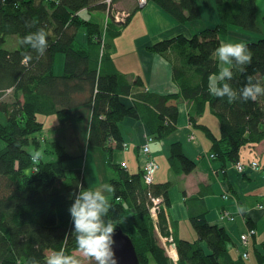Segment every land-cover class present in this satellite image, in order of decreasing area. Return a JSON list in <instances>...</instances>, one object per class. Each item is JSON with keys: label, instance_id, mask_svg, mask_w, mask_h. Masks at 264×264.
Wrapping results in <instances>:
<instances>
[{"label": "trees", "instance_id": "16d2710c", "mask_svg": "<svg viewBox=\"0 0 264 264\" xmlns=\"http://www.w3.org/2000/svg\"><path fill=\"white\" fill-rule=\"evenodd\" d=\"M118 1L111 0L107 6L104 0H0V115L4 117L0 122V264H31L33 259L45 264L52 251L63 249L68 255L78 252L68 213L72 203L69 197L81 187L90 189L81 169H70L69 173L64 169V163L74 156L61 141H49L41 135L43 124L37 116L62 119L70 110L86 108L88 145L111 156L124 146L119 123L126 118L146 117L152 139L170 134L178 117L177 101L182 97L193 105L190 122L208 137L213 159L224 166L238 163L243 147L264 140V96L229 104L226 98L209 93V76L218 74L220 68L215 50L230 34L231 27L239 28L248 37L258 32L256 0H211L216 12L214 25L190 37L177 34L146 47L171 65L178 91L167 95L146 91L139 77L130 82L115 68L110 53L112 42L140 10L135 0L125 19L117 22L110 7ZM148 2L181 24L201 18L199 0ZM83 11L105 13L106 21L94 22L81 16ZM40 28L47 32L48 42L42 56L19 43ZM81 32L85 37L83 46L76 44ZM10 36L17 37V49L5 48ZM244 43L252 53V62L245 66L244 73L233 67L234 75L228 83L237 92L248 76L264 86V37ZM56 53L64 56L61 76L52 72ZM9 90L13 100L2 101ZM124 97L132 99L130 105ZM206 106L218 121L219 138L207 127L195 125ZM112 142L114 147L106 146ZM36 150L42 151L43 158L34 163L30 153ZM169 161L177 174H189L195 169L178 144L170 147ZM111 167L118 171V178L110 180L115 192L104 219L129 236L139 264H169L159 238L169 236L165 209L160 207L169 204V184L155 185L153 181L148 187L142 172L129 175L118 164ZM151 196L162 199L155 223L149 211ZM126 218L128 226L123 223ZM245 220L247 230H253L255 235L253 223ZM191 226L197 236L195 241H173L175 264H245L242 248L239 259L231 258L232 243L224 228L203 218H191ZM253 253L258 263L264 264V242Z\"/></svg>", "mask_w": 264, "mask_h": 264}, {"label": "crops", "instance_id": "0c3cea01", "mask_svg": "<svg viewBox=\"0 0 264 264\" xmlns=\"http://www.w3.org/2000/svg\"><path fill=\"white\" fill-rule=\"evenodd\" d=\"M50 1L56 2L57 0ZM208 2L211 4L210 0ZM143 8L141 19L142 17L143 19L146 18L148 13L154 16L158 15L162 19L160 22L165 27L167 26L165 29L167 34L165 36L159 34L158 38H169L173 34H182L190 37L192 33L196 32V30L188 27L187 24L177 22L151 2L145 4ZM92 13L89 14L91 19ZM80 14L82 16L84 11ZM102 14L103 17L100 18V21L103 24L106 21V14ZM134 20L133 17L131 21ZM214 22L215 16H213L212 22L206 23V26H212ZM188 28L190 29L188 30ZM79 35L84 36V33L81 32ZM224 40L222 39L223 42ZM8 41L12 42L9 37L6 39V44ZM137 42L138 45L125 48L134 56V61L129 63H127L126 59L121 58V63L118 64L114 58L118 49L113 47L110 53L115 68L130 82L139 77L144 84L145 90L150 93L159 95L176 93L178 86L173 82L171 65L161 57L147 51L148 37ZM12 44L14 45L15 43ZM144 44L145 46H143ZM12 48L15 49L14 46ZM63 70L64 60L62 72L54 75L61 76ZM123 100L127 105H130L132 101L130 97H124ZM177 107L178 117L174 130L162 139L153 138L149 145L151 156L158 167L154 175V184H169L167 191L169 204L160 206L161 209H165L168 222V237H171L173 241H195L197 236L191 226V218H203L209 224L225 229L232 243L229 248L230 256L233 260H237L240 258L242 251L239 245V237L248 229L245 219H249L253 223V229L256 233L251 240L249 258L245 260V264H260L256 260L253 250L260 249L262 242H264V208H258L259 205L264 206V173L249 170L239 173L234 168V164L224 166L211 158V141L202 130L192 125L189 120V115L193 109L192 102H187L181 97L178 98ZM85 109L81 107L70 110L68 115L62 119L52 115V125L50 126L46 123L45 117L42 116L43 123H41L43 124L42 132L50 135L49 137L45 135V138L49 141L58 140L65 143L64 136L61 135V132L57 134V131L60 126L67 128L65 138L69 139V141L71 140V143L75 144L78 149V153L81 154L80 156L84 157L85 166L89 172L86 178L87 188L94 190L90 184L94 181L95 177L92 176H94V170L97 165L93 162L92 155H95L100 161L106 160L108 155L101 148L93 150L92 154L88 147L85 148L89 122V113ZM146 121L147 118L142 115V118H126L119 123L122 142L125 146L122 149H113L110 160L112 165L126 163V172L129 175L142 172L140 149L145 139L151 135ZM195 125L207 127L215 138L220 136L218 121L210 113L208 106H206L202 115L195 119ZM173 144H178L182 154L195 164V169L191 173L177 174L170 165V147ZM108 145L111 147L115 146L113 142L106 146ZM251 161H256L261 165L264 164V140L252 146H245L240 150L239 163ZM68 165L80 168L81 161L76 160ZM104 165H106V162ZM106 174L107 176L105 177H109L108 171ZM83 177L85 180V173ZM116 178H118V171L111 167L108 184L111 179ZM96 183L98 181L95 178L94 184ZM240 207L244 211H238ZM229 217H234V221H229ZM152 220L155 223L156 216L152 217ZM159 238L162 245L164 238L160 236ZM169 264L175 263L170 261Z\"/></svg>", "mask_w": 264, "mask_h": 264}, {"label": "clouds", "instance_id": "9594fccd", "mask_svg": "<svg viewBox=\"0 0 264 264\" xmlns=\"http://www.w3.org/2000/svg\"><path fill=\"white\" fill-rule=\"evenodd\" d=\"M34 50L38 55H43L48 47L47 32L40 28L35 32L22 37L19 41ZM215 56L220 62L218 74L209 76V93L217 98L227 100L232 104L237 100L241 102L255 101L264 96V86L259 82L254 83L251 76L246 78L244 86L234 90L228 81L233 78V67L240 73L245 72V66L252 62V53L244 42L222 43L215 50ZM31 57H25L30 59ZM33 161L43 158L42 151L30 153ZM115 187L103 184L99 189L87 190L81 187L70 193L72 203L68 213L72 223V233L75 236L76 250L89 264H117L114 253L115 228L111 221L104 219L107 216L110 204L104 193H114ZM238 211H244L242 207ZM31 264H39L35 259ZM45 264H82V261L73 255H68L62 249L52 251Z\"/></svg>", "mask_w": 264, "mask_h": 264}, {"label": "rangeland", "instance_id": "374dc122", "mask_svg": "<svg viewBox=\"0 0 264 264\" xmlns=\"http://www.w3.org/2000/svg\"><path fill=\"white\" fill-rule=\"evenodd\" d=\"M110 1L111 0H104V3H106L107 6L108 5L110 6L111 5ZM141 1H143V0H141ZM144 1L146 2V0H144ZM145 2L143 5H140V10L137 11V15L133 16L135 20L130 21V23H129L130 25H128L122 29L121 34H120L121 36L112 42L113 47H116V49H118L114 55V58L118 64L121 63V61H120L121 58L126 59L127 63L134 61V56L127 49L125 50L126 47L138 45L137 41L144 39L146 37H148V42H149V44H147L146 46L149 47L150 45L156 43L157 41L164 39V38L163 39L158 38L159 34H161L162 36H165L167 34V31L165 30L167 26L165 27L160 22V21H162V19L158 15L154 16V15L148 13V16L146 18H144V19H143V17H142V19L140 18L141 13L144 9L143 6L146 4ZM139 3H140V0H139ZM134 4H135L134 0H119L113 6H111L110 8H113L112 14L114 15L113 17H114L115 21L122 22L125 19V17L127 16V12H129V10L132 8V6ZM198 4H199L200 10H201V18L195 22H192V24L191 23L187 24L188 27H191L192 29H194L196 31H198L199 29L205 28L206 23L212 22L213 16L216 15L215 8L213 6L212 1L210 4V2H208V0H202V1L199 0ZM256 8H257L256 22H257V26H258V32L249 33V36L253 37V39H250V37H248L247 33L240 31L239 28L231 27L232 29H231L230 34L227 35L226 37H223L225 39L224 42L222 41L223 43L245 42L247 40H256L257 38L264 37V24L262 22L263 17H264V0H256ZM83 17L89 18V14L84 13ZM102 17H103V14L100 11L92 13V20L94 22L101 23L100 18H102ZM168 29H169V26H168ZM189 29L190 28H188V30ZM175 35L176 34H173L172 36H175ZM9 39H11L12 42L8 41L7 44H5V48H12L14 46V48L17 49L18 48L17 37L16 36H10ZM84 39H85L84 36H80V35L77 36L76 44L83 46L85 44ZM236 40H240V41H236ZM12 43H15V44L13 45ZM143 46H145V44ZM63 60H64V56L62 53H56L55 54L54 61H53V68H52L53 74L57 75V74L62 72ZM11 94H12L11 90L6 91V93L3 94V97L1 98V100L11 102L13 100L12 98H10L12 96ZM49 116L50 117H48V116H44V117H45L46 123H48L50 126V125H52L53 116L52 115H49ZM38 121L43 123V117L39 116ZM0 122H4V117L2 114L0 115ZM66 129L67 128L65 126H60V129L57 131V134L61 132V135L64 136L65 143H62V144L65 145L67 151L72 156H74V159L65 162L63 165L64 169H66L68 171V173H69L70 169H81L83 171L82 172L83 175L85 173V184H86V186H88L86 183V178H87L89 172L85 166L84 157L82 158L80 156L81 154L78 153V149L76 148L75 144L71 143V140L69 141V139L65 138ZM41 135L44 138H45V135L47 137L50 136V135H47L46 132H42ZM41 140H43L42 137H41ZM85 141H86L85 148L88 147L91 151V154H92V151L97 149V148L88 145L87 137H86ZM0 145L3 146V143L1 141H0ZM102 151L108 155L107 159L104 161H100V160H98L97 157H95V155H92L93 162L96 163V165H97L95 167V170H94V176H92V177H95L98 181V183L94 184L95 183V178H94L93 183L90 184L91 188L93 187L94 190L99 189L100 186L103 184H108V179L110 178V173H111L110 153H107L104 150H102ZM76 160L81 161V167L80 168H74V167L68 165L69 163H71V162L73 163ZM105 162H106V165H104ZM107 171H108L109 177H105V176H107V174H106ZM104 194L110 203V201L112 199L111 193H104ZM127 221H128L127 218L123 220V223L126 226H128ZM72 255L77 257L78 259H80L82 261V264H89V262L86 259H84L79 252H75Z\"/></svg>", "mask_w": 264, "mask_h": 264}, {"label": "built area", "instance_id": "2783aa9c", "mask_svg": "<svg viewBox=\"0 0 264 264\" xmlns=\"http://www.w3.org/2000/svg\"><path fill=\"white\" fill-rule=\"evenodd\" d=\"M139 1V0H138ZM144 0L141 1L139 5L144 4ZM146 3V2H145ZM152 137H147L145 139L144 144L141 146V155H142V180L146 186H151L153 181H154V175L155 172L157 171L158 167L157 164L155 163L154 159L151 156L150 148L149 145L152 142ZM125 146V145H124ZM211 158H213V155H211ZM34 163L36 161H33ZM120 167L126 171L127 170V165L126 163H120ZM234 168L236 171L240 173H244L245 171H256V172H262L264 173V167L263 165H260V163L256 161H251L248 163H236L234 164ZM35 170V168H33ZM151 201V206H150V214L152 217L156 216V212L159 209V205L162 203V199L160 197H152L150 198ZM259 209H263V205H259ZM229 221H234V217H229ZM254 235L253 230H246L243 234L240 235L239 237V245L241 248L244 250V252L241 254L242 259L248 260L249 255H248V249L250 246V237ZM162 247L169 258L171 262H176L177 261V256L175 254V245L173 243V239L171 237L164 238V241L162 243ZM174 252V254H173Z\"/></svg>", "mask_w": 264, "mask_h": 264}, {"label": "water", "instance_id": "95a60500", "mask_svg": "<svg viewBox=\"0 0 264 264\" xmlns=\"http://www.w3.org/2000/svg\"><path fill=\"white\" fill-rule=\"evenodd\" d=\"M114 241L117 264H139L134 245L128 235L120 229H115Z\"/></svg>", "mask_w": 264, "mask_h": 264}, {"label": "bare ground", "instance_id": "6f19581e", "mask_svg": "<svg viewBox=\"0 0 264 264\" xmlns=\"http://www.w3.org/2000/svg\"><path fill=\"white\" fill-rule=\"evenodd\" d=\"M173 254H174V252H173ZM175 254H176V249H175ZM176 256H177V254H176Z\"/></svg>", "mask_w": 264, "mask_h": 264}]
</instances>
